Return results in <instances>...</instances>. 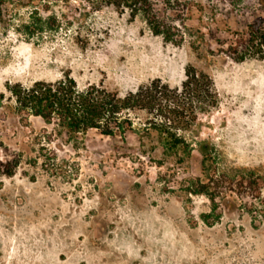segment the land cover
Instances as JSON below:
<instances>
[{"label": "rangeland", "instance_id": "374dc122", "mask_svg": "<svg viewBox=\"0 0 264 264\" xmlns=\"http://www.w3.org/2000/svg\"><path fill=\"white\" fill-rule=\"evenodd\" d=\"M30 1L0 0V126L15 108L10 86L67 75L124 95L156 78L178 87L193 65L217 101L180 129L194 146L184 161L154 130L126 141L89 130L55 174L30 162L38 123L25 144L0 127V160L21 155L13 175L0 173V264H264V58L223 52L249 24L264 26V0H182L170 12L180 43L112 6L80 16L79 0L54 5L70 24L29 37ZM148 116L132 113L136 129ZM200 140L213 149L205 164Z\"/></svg>", "mask_w": 264, "mask_h": 264}, {"label": "trees", "instance_id": "16d2710c", "mask_svg": "<svg viewBox=\"0 0 264 264\" xmlns=\"http://www.w3.org/2000/svg\"><path fill=\"white\" fill-rule=\"evenodd\" d=\"M84 6L80 16H86L89 8L112 6L121 13H129L131 18L141 16L155 35L165 41L180 43L179 29L170 12L181 7L182 0H79ZM165 5L160 7V2ZM33 9L28 21L22 23L21 31L29 37L42 35L45 32H57L70 21H64L65 13L58 14L54 5L68 4L70 0H31ZM190 5V2H189ZM223 52L236 61L249 58H264V26L260 23L249 24L248 29L238 34L235 41ZM15 108L6 116V126L15 128V139L24 143L29 138V131L36 130L33 121L40 125L34 137L33 146L36 154L30 162L38 163L55 174H64L61 153L77 152L84 146L83 134L97 130L113 138L121 137L126 141L127 133L132 131L143 138V131L158 134L164 152L176 154L184 161L194 150L193 143L188 141L180 131L185 128L188 115L197 120L198 110L205 112L216 103L217 91L212 77L190 65L186 69L185 79L178 87H172L162 79L156 78L136 90L121 95L107 89L102 84H90L80 88L76 80L67 75L56 81L38 80L25 87L20 83L10 86ZM188 103V106L186 104ZM146 111L148 118L142 130L136 129L132 113ZM34 126V127H33ZM2 137V136H1ZM0 137V138H1ZM29 140V139H28ZM203 156L204 164L213 158V149L207 140L197 142ZM21 155L12 160H0V173L13 175L19 165ZM212 179L214 177H211ZM209 185L202 183L198 192L208 193ZM209 194V193H208Z\"/></svg>", "mask_w": 264, "mask_h": 264}]
</instances>
